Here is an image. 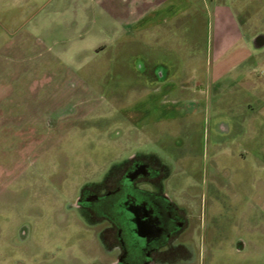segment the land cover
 Masks as SVG:
<instances>
[{
	"label": "rangeland",
	"instance_id": "rangeland-1",
	"mask_svg": "<svg viewBox=\"0 0 264 264\" xmlns=\"http://www.w3.org/2000/svg\"><path fill=\"white\" fill-rule=\"evenodd\" d=\"M145 1L0 0V264H103L66 202L98 168L178 135L205 146L198 264H264V67L214 80L218 4L166 0L167 18L145 29L130 13ZM145 45L175 66L158 94L130 84L131 54ZM191 78L204 94L177 90ZM59 111L75 112L44 128ZM214 119L226 135L208 129Z\"/></svg>",
	"mask_w": 264,
	"mask_h": 264
},
{
	"label": "flooded vegetation",
	"instance_id": "flooded-vegetation-1",
	"mask_svg": "<svg viewBox=\"0 0 264 264\" xmlns=\"http://www.w3.org/2000/svg\"><path fill=\"white\" fill-rule=\"evenodd\" d=\"M155 49L145 45L132 52L130 84L158 94L174 81L175 66L161 46ZM211 52L214 54L213 47ZM191 79L192 85L184 81L189 86L177 90L204 94L205 87ZM74 112L47 113L44 128L56 130L61 120ZM213 122L208 129L221 135L229 132L226 123ZM188 138L178 135L171 143L155 140L132 148L123 158L85 178L66 202L65 212L90 232L93 255L103 264H198L205 244L201 236L205 212L200 172L195 167L196 156L205 153V146L198 151L194 137ZM181 175L188 181L180 180ZM26 232L20 229L21 239L26 238ZM244 247L242 241L237 243L238 251Z\"/></svg>",
	"mask_w": 264,
	"mask_h": 264
},
{
	"label": "crops",
	"instance_id": "crops-1",
	"mask_svg": "<svg viewBox=\"0 0 264 264\" xmlns=\"http://www.w3.org/2000/svg\"><path fill=\"white\" fill-rule=\"evenodd\" d=\"M255 1L264 2L248 0L240 9H235L227 0H211L218 4L214 11L213 27L216 78H233L238 70L244 76H249L258 67H264V45L259 47L256 42L259 35L264 36V11L250 10ZM168 6L166 0H146L130 13L138 19L137 22L144 19L145 29H150L167 18L165 12Z\"/></svg>",
	"mask_w": 264,
	"mask_h": 264
},
{
	"label": "water",
	"instance_id": "water-1",
	"mask_svg": "<svg viewBox=\"0 0 264 264\" xmlns=\"http://www.w3.org/2000/svg\"><path fill=\"white\" fill-rule=\"evenodd\" d=\"M256 42L258 43L259 47H262L264 45V36H258L256 38Z\"/></svg>",
	"mask_w": 264,
	"mask_h": 264
}]
</instances>
